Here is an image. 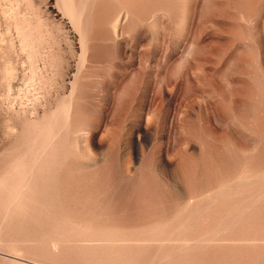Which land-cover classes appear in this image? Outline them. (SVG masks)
Wrapping results in <instances>:
<instances>
[{
	"label": "rangeland",
	"instance_id": "1",
	"mask_svg": "<svg viewBox=\"0 0 264 264\" xmlns=\"http://www.w3.org/2000/svg\"><path fill=\"white\" fill-rule=\"evenodd\" d=\"M0 264H264V0H0Z\"/></svg>",
	"mask_w": 264,
	"mask_h": 264
}]
</instances>
